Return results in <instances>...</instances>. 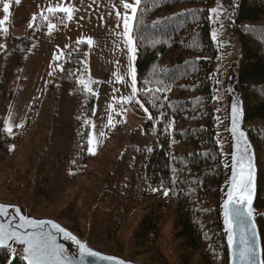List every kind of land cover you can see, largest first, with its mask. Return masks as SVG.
Returning <instances> with one entry per match:
<instances>
[{"label":"trees","instance_id":"16d2710c","mask_svg":"<svg viewBox=\"0 0 264 264\" xmlns=\"http://www.w3.org/2000/svg\"><path fill=\"white\" fill-rule=\"evenodd\" d=\"M216 1L140 0L132 33L138 91L150 115L134 129L116 115L95 155L88 146L98 82L90 80L84 40L48 68L25 122L4 127L30 46L52 21H68L64 11H44L17 37L2 27L0 0V199L56 218L93 247L128 258L229 264L216 116L221 48L213 32L223 26L242 51L240 87L259 167L256 207L264 211V0H221L217 22L210 10ZM258 222L264 244V213ZM0 264L27 263L0 247Z\"/></svg>","mask_w":264,"mask_h":264},{"label":"rangeland","instance_id":"374dc122","mask_svg":"<svg viewBox=\"0 0 264 264\" xmlns=\"http://www.w3.org/2000/svg\"><path fill=\"white\" fill-rule=\"evenodd\" d=\"M50 2L53 7H46L47 10L41 9L37 14L44 11H64L67 13V26L59 27L52 21L44 36L30 46L21 67L20 80L16 84L4 127L11 130L25 122L35 97L40 93L48 68L62 56L66 47L84 35L89 40L90 80L98 82L95 91L96 105L91 119L89 141L91 145L89 143L88 148L90 152L93 150L95 155H99L105 142L107 126L114 121L116 115L126 119L133 129L150 115L138 91L137 52L132 33L140 0H50ZM13 4V0H5L2 27L6 32L19 37L33 23L37 14L33 17V11L26 10L23 3L20 4L23 8L14 10ZM220 7L221 0H217L210 7L211 16L216 22L220 18L218 16ZM213 9L216 11L213 12ZM68 25L70 30L66 35L64 30ZM92 31H94L93 35ZM213 37L221 48L216 67L221 77L223 93L219 97L216 116L219 140L225 155L227 106L224 83L229 73L230 62L238 51L233 43V37L223 32V26L216 27ZM170 230L171 226L167 230L168 236ZM167 246V255L173 261L172 245L169 243ZM132 260L154 264L147 255Z\"/></svg>","mask_w":264,"mask_h":264},{"label":"water","instance_id":"95a60500","mask_svg":"<svg viewBox=\"0 0 264 264\" xmlns=\"http://www.w3.org/2000/svg\"><path fill=\"white\" fill-rule=\"evenodd\" d=\"M241 57L242 51H239L231 60L229 73L224 83L227 106V150L225 153L226 174L222 185L220 202L221 218L229 252V264H241L242 259L243 264H264V244L258 222V219L263 215L264 211L256 207L259 189V167L257 151L250 138L246 123L245 99L240 87ZM234 104L240 110V116L235 126L233 125ZM236 176L238 178L239 176L242 177L244 196L246 199L241 200L239 205L233 202L231 207H239L240 211L245 214L243 228L246 233L247 243L245 245L240 244L241 223L233 217V231L235 233L233 248L228 240L230 233L225 224L223 206L231 199L228 197V193L233 190V187H236V184L233 183V178ZM238 191L239 188H237ZM38 221L55 222L71 236H74L87 249L99 253L100 256L113 258L109 261L100 259L97 256L84 255L82 261L81 250L76 243H73L70 239H65L63 233L57 231L55 226L44 224L42 231L50 232L55 238L56 243L63 245L65 250L64 255L69 259V264H146L93 247L88 237H81L58 219L34 215L24 205L4 200H0V234L3 236V239L0 240V243H2L0 247L14 249L24 257L26 255L24 251L27 245L21 242L29 239L31 231L36 230L33 228L36 227ZM241 248L245 250L250 249V251H247L246 257L238 254ZM25 262L27 263V261Z\"/></svg>","mask_w":264,"mask_h":264},{"label":"snow or ice","instance_id":"6c2138e0","mask_svg":"<svg viewBox=\"0 0 264 264\" xmlns=\"http://www.w3.org/2000/svg\"><path fill=\"white\" fill-rule=\"evenodd\" d=\"M134 10L135 9H133V12ZM212 11L215 12L216 10L213 9ZM125 25H127V20H125ZM239 116H240V110L234 104L233 105L234 126L237 123ZM241 133L243 134V132ZM89 143L91 145V142ZM91 152L94 154L93 150ZM233 183L236 184V187H233V190L228 193V197H230L231 199L229 200L228 203L224 204L223 208H224L225 224L228 227L230 233L228 235V240L231 243V247L234 248L235 233L233 231V226H234L233 217H235L241 223L240 244L245 245L247 243V240H246V233L243 228V218L245 214L240 211L239 207L236 208L231 207L233 202L239 205L241 200L246 199V197L244 196V184L242 183V177L241 176H239V178L237 176L234 177ZM237 188H239L238 192H237ZM164 195L168 196L169 192L165 191ZM44 224H50L55 226V229L57 231L63 233L65 239H70L72 240L73 243H76L81 250L82 261L84 255L97 256L100 259L109 260V261L113 259L108 256H100L99 253L87 249L74 236H71L57 223L51 221H43V222L38 221L36 227L33 228L36 230L31 231V235L29 236V239L27 241L21 242L27 245L24 251L26 255L23 257V259L27 261V264H69V259L64 255L65 250L63 245L57 244L55 238L52 236L50 232L42 231ZM2 239L3 236L2 234H0V240ZM0 245H2V243H0ZM247 251H250V249L245 250L244 248H241L238 254L241 255L242 257H246ZM241 264H243V259L241 261Z\"/></svg>","mask_w":264,"mask_h":264},{"label":"crops","instance_id":"0c3cea01","mask_svg":"<svg viewBox=\"0 0 264 264\" xmlns=\"http://www.w3.org/2000/svg\"><path fill=\"white\" fill-rule=\"evenodd\" d=\"M90 1V0H89ZM14 4H13V8L14 10H17L19 7L23 8L20 4L23 3L25 5V9L26 10H32L33 11V14L32 16L34 17V15H36L39 10L43 9V10H47L46 7H53V5H50L52 4L50 2V0H13ZM50 5V6H48ZM31 14H28V16H30ZM110 16V15H109ZM21 17V16H20ZM3 18V17H2ZM32 19V18H31ZM4 24H5V21H4ZM6 26V25H5ZM67 26V25H66ZM66 26L64 28H66ZM7 27V26H6ZM8 28V27H7ZM63 28V29H64ZM78 29V27L75 29V31ZM69 25L67 27L66 30H64V33L67 35L68 32H69ZM74 31V32H75ZM14 33V32H13ZM77 33V31H76ZM90 34V33H89ZM88 34V35H89ZM91 34L93 35L94 34V31L91 32ZM77 40H85L88 42L89 44V40L86 36L83 35V37L81 38H77L76 40L74 41H77ZM89 46V45H88Z\"/></svg>","mask_w":264,"mask_h":264}]
</instances>
